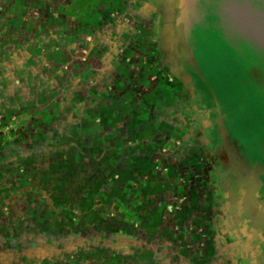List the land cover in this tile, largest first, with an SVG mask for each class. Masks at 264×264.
I'll return each instance as SVG.
<instances>
[{
  "label": "flooded vegetation",
  "instance_id": "flooded-vegetation-1",
  "mask_svg": "<svg viewBox=\"0 0 264 264\" xmlns=\"http://www.w3.org/2000/svg\"><path fill=\"white\" fill-rule=\"evenodd\" d=\"M215 2L216 14L221 17L224 0ZM250 2L253 6H259L258 0ZM161 6V0H110L108 3L109 14L105 23L108 29L104 34L112 35L116 53L130 49L131 46L136 48L138 58L129 92L138 103L125 119L109 127L105 134L110 135H104L103 139L96 138L91 130V134L81 142V152L94 151L97 155L93 162L91 159L86 162L84 159L81 162L77 160V168L73 170L80 171V168L91 167L85 166L86 163L92 164L99 172L95 180L91 179L94 183L89 182L94 188L90 187L88 193L75 189V192L80 193L77 196L78 204L69 205L65 192L68 188L65 186L70 176L64 177V182L56 185L58 188L54 191L60 193L55 197L58 199L54 201V206H64V212L60 214L64 224L57 221V216L52 213L55 209L49 206L42 214L49 223L45 222L46 225L40 226V230L46 227L50 234H54L58 232L56 230L64 229V238L60 240L63 244H59L63 250L58 252L66 256L91 248L107 251L110 255L116 254L123 260L133 259L142 263L264 264V220L253 219L238 201L239 181L231 177L217 154L220 145L218 115L222 116L230 137H233L219 107L206 104L204 94L199 89L200 85H207L194 39L196 26L204 15L200 0L194 14H190L191 24L187 31L188 45L198 70L182 55L176 60L165 53L166 45L161 37L164 27ZM152 7L157 11L152 10ZM222 21L220 26L228 35L223 39L230 47L243 52H246V45L254 47L228 31ZM256 51L264 68V50L257 48ZM246 54L254 57L251 51ZM250 73L257 78V67L251 66ZM115 79L116 76L108 73L102 78L101 85L104 88L116 86L118 84ZM104 92L100 96L103 97ZM77 128L74 131V137L77 138H73L72 133L68 139L60 137L61 142L55 143V149L50 145L55 151H52L55 157L64 156L62 150L56 151L61 146L64 147V154L74 153L70 150L81 139ZM50 130L47 133H53ZM98 130L95 129V132ZM59 133L61 130L57 131L58 136ZM236 144L249 166L264 165L250 164ZM113 148L119 150L105 159L106 152ZM65 161L64 157V167L67 165ZM46 166L45 169H48ZM141 168L151 169L150 174L154 175L153 182L148 186H140L141 183H138ZM46 172H37L40 180L46 179L49 175ZM53 175L55 178L48 177V182L51 179L59 181L56 173ZM260 179L257 200L262 203L264 173ZM114 186L118 189L115 192L120 201L113 202L108 208L100 204L102 200L96 202L100 191L103 190L104 195L106 188ZM127 189L132 193L156 192L157 201L148 204L147 198L144 200L142 195L132 208L128 207V213H131L129 221L132 223L124 226L118 224L115 218L117 208L124 203L121 200ZM147 205H150L148 209ZM88 206L93 208L86 210ZM140 212L151 214L147 222H142ZM154 214L159 216V220L152 218ZM53 245L49 247H55Z\"/></svg>",
  "mask_w": 264,
  "mask_h": 264
},
{
  "label": "rangeland",
  "instance_id": "rangeland-1",
  "mask_svg": "<svg viewBox=\"0 0 264 264\" xmlns=\"http://www.w3.org/2000/svg\"><path fill=\"white\" fill-rule=\"evenodd\" d=\"M109 2L110 0H0V160L8 148L16 145L27 146L38 134L51 129L52 124L45 123H51L57 118L56 113L64 110V92L58 93L57 90L58 86L64 84L63 78L60 79L56 75L53 80H46L44 85L26 84L27 79L34 84L38 77L42 76L39 74L41 69H44V62H58L57 58L41 57L50 51L45 49L50 47L46 46V42L51 39L49 34L51 30L64 27V41L68 45L74 42L75 49H78L77 54L88 53V49L92 48L90 44H93L92 51L98 55L97 52L102 47L109 49L108 46H113L110 42L112 35L104 34L107 28L105 23L109 14ZM194 39L197 57L208 72L209 80L212 78L210 82L219 100L236 108L235 117H230L231 119L228 118L229 121H226L233 139L237 138L243 144L252 138L256 139L264 127L262 108L264 92H255L254 86L240 82V79L245 77V69L243 71L245 62L250 63L254 58L244 53L241 73V70L236 71L233 66L234 52L220 33L208 35L206 31L196 30ZM34 49L40 53L36 54ZM135 49L131 46L130 49L116 53V56L119 55L116 64L124 63L129 73L113 76H116L118 86L119 83L121 85L125 83L122 86L126 87L127 91L132 85L131 77L133 78L134 65L138 58ZM112 50L115 53V47ZM28 65L32 70L30 73ZM20 68L24 70L27 68L25 75L17 73ZM23 78L25 82L21 81ZM16 85L23 88L19 95L14 93ZM56 103L59 106L58 110ZM37 104L38 107H34ZM18 190L21 192L16 194ZM31 198L32 195L27 188L16 189L7 194L1 192L0 199L3 201L0 200V227L3 219L13 224L16 217L27 213ZM111 198H108L106 193L102 195V205L106 208L111 207L110 200H113V197ZM128 209L123 204L117 211L118 214L121 213V217L128 220L127 217H130ZM54 211L62 213L64 208L60 212ZM127 223L131 222L128 220ZM45 264H142V262L116 258L106 251L87 250L73 256H65L63 259H52Z\"/></svg>",
  "mask_w": 264,
  "mask_h": 264
},
{
  "label": "crops",
  "instance_id": "crops-1",
  "mask_svg": "<svg viewBox=\"0 0 264 264\" xmlns=\"http://www.w3.org/2000/svg\"><path fill=\"white\" fill-rule=\"evenodd\" d=\"M51 39L47 40L46 46H50V50L48 52H45L43 56L46 58H57L58 62L51 63L44 62V69H41V73L37 81L32 84V81L27 79L26 84L27 85H44L45 81H51L55 78L56 75L59 76L60 79L63 78L62 86H58V93L64 92V110L58 111L56 113V116H54V120L51 121V123H45L46 124H52L51 129L55 132L61 130V133H59V137L68 139L69 137H72V133L74 136V131L76 127L78 134L87 136L91 134V130L93 131V134L98 135L100 132V136H104L105 133L103 132L104 129L109 131V127L112 125H115L117 121H120L122 119H125L127 114L134 109L137 105V100L135 99L134 95L127 91L122 85L119 83V86H111L110 88H104V85L102 84V78L107 75L108 73L112 74H127L129 71H127L126 66L124 63L121 62L120 65L116 64V51L113 52L114 46H108L109 49H102L97 52L98 55L93 52V44H90L92 48H89L88 53H81L77 54L75 49L76 46L73 43H65L64 41V27L63 28H56L55 30H51ZM58 40H60L58 42ZM56 42V43H55ZM58 42V43H57ZM62 42V44L60 43ZM110 42L112 40L110 39ZM62 45V47H61ZM36 54L40 53L37 51V49H34ZM32 54V53H31ZM60 60H59V58ZM47 60V59H46ZM28 67V72L30 73L32 70H30V65ZM27 71V68L18 69L17 73L19 75H25L24 72ZM102 77V78H101ZM3 78V76H1ZM58 80V79H57ZM56 80V81H57ZM21 81L25 82V79H21ZM24 84V83H19ZM23 88L21 85H16V88H14V93L16 92V95L20 94V90ZM106 91V92H104ZM101 92H104L103 97L100 96ZM63 96V95H62ZM20 98V96H18ZM16 98V97H15ZM57 110L59 109L58 103ZM34 107H38L37 105H34ZM33 107V108H34ZM16 113V111L14 112ZM64 122V123H63ZM48 126V125H47ZM56 127V128H55ZM98 127V128H97ZM95 129H100L97 132H95ZM48 130V129H47ZM47 130H45L47 132ZM50 130V131H52ZM43 131L44 133H46ZM43 132L38 134L35 139L32 140L31 143H29L27 146L21 147L26 148L29 147L31 144H34L38 140H40V136L44 134ZM19 147L12 146V148H8L5 151V156L2 157L0 160V194L1 192L9 193L15 191L16 189H22L27 188V190L32 195V202L30 204V207L28 208L27 213L20 214L18 217H16L13 221V224L10 223L9 220L3 219V224L0 227V264H13L14 261H12V254L13 249H16V252H19L16 254V257L18 259H22L21 261H24L20 264H40V263H47L48 261H51L53 259L49 257L48 253L51 251L47 247H20L17 243L11 244V242L19 240L21 237H32L33 235H30L28 225L31 221L34 219H37V217L41 218L42 216L36 215V212H45L47 211L48 207H53L56 211L60 212L64 206L61 205L59 207L54 206V201H52V198L47 194V192H42V185H38L37 187L33 185V183L29 180H26L25 178L22 179L20 174V167L19 166H12L9 165L7 168L5 165L8 162V159L11 160L13 158L14 153L19 150ZM5 167V169H4ZM152 171L151 169L147 168H141V170L138 172L139 181L138 183L144 186H148L151 182H153V176L150 174ZM14 181V182H13ZM123 184L125 183L122 182ZM115 187V186H114ZM127 188V187H126ZM107 189V191H105ZM104 190V193H106V196L108 195V198L112 199V195L116 190L115 188H106ZM146 190V189H145ZM21 192V191H20ZM19 190L16 191V194L20 193ZM103 192V190H102ZM102 192L100 191L96 198V200H102ZM110 192V193H109ZM15 194V193H14ZM135 194V195H134ZM47 195V196H46ZM144 195V200L147 198L148 204L155 203L156 199V192H135L132 193V191L129 192L127 189L124 191L122 200L124 203L127 204V207L132 208L134 204H136V201H139L140 197ZM137 199H135V198ZM142 199V198H141ZM3 201V199H0ZM42 203L40 205H44V209L40 208V206H36L38 203ZM120 201L119 195L113 197V200H110V202H117ZM102 201H100V204ZM123 203V204H124ZM138 204V203H137ZM113 206V205H112ZM148 206L147 205V209ZM3 208V207H2ZM93 208L92 206H88L86 210H90ZM38 209V210H37ZM37 210V211H36ZM156 210V209H154ZM110 211V210H109ZM148 211V210H147ZM159 210H156L158 212ZM55 213L54 210H52V213ZM61 213H55L56 216H60ZM120 214V215H119ZM117 213V218H115V221L120 224L126 226L128 223V220L121 217V213ZM131 214V213H130ZM140 217L142 222H147L149 219V215H145L144 213L140 212ZM136 215V214H135ZM111 216V215H109ZM138 218V216H135ZM159 216L157 214H154L152 218H156V220H159ZM134 219V217H133ZM132 223V222H131ZM130 223V224H131ZM3 231V234L1 235ZM29 233V234H28ZM11 245L16 247H11ZM31 245V244H30ZM87 251V249H85ZM92 251H96L94 249H90ZM89 250V251H90ZM103 250V249H102ZM104 251V250H103ZM99 252V251H98ZM101 252V251H100ZM107 252V251H106ZM50 254V253H49ZM48 255V256H47ZM69 256V254L67 255ZM113 257H119L116 254L111 255ZM14 259V258H13ZM122 259V258H121ZM133 260V259H130ZM140 262L139 260H133ZM142 264H155L150 262H143Z\"/></svg>",
  "mask_w": 264,
  "mask_h": 264
},
{
  "label": "trees",
  "instance_id": "trees-1",
  "mask_svg": "<svg viewBox=\"0 0 264 264\" xmlns=\"http://www.w3.org/2000/svg\"><path fill=\"white\" fill-rule=\"evenodd\" d=\"M215 1L216 0H209V2L207 3L204 0H200V6L203 8V9H201V11H203L204 15L202 16L201 21L197 24L196 30L206 31L208 35L220 33L222 37H225L228 35L226 32L223 31L224 29L220 26L221 19L216 14V5H215L216 2ZM230 48L234 52L233 53L234 58H232V60L234 61L233 66L236 68V71L241 70V73H242V69H240V67H243L242 64L244 61V53L246 54L247 51H251V53L254 55V57L252 56L254 58V60L252 62H250V63L245 62V67H243V71L245 69V71H244L245 77L243 76L240 79V82L241 83L246 82L248 85L254 86L255 92L263 93L264 92V68L261 66L262 60L260 59V57L256 51L258 47L254 46L251 48L250 45H246V47L244 49V51H246V52L235 51L232 47H230ZM230 53H232V52H230ZM200 65H201L202 73L205 76L206 82H207V85H200L199 86L200 91L203 92V94H204L205 103L210 105L211 107L218 106L220 111L222 112V114L225 116V121H229L231 118L235 117L236 108L230 107L225 102L222 103L219 100V98L217 96V92L212 87V83L210 82V81H212V78H211V80H209L208 72L206 71V69H204L201 62H200ZM253 65L256 66L258 69L257 78H255L250 73V68ZM218 76L221 79L220 75H218ZM225 85H227V84L225 83ZM262 108L264 110V101L262 102ZM228 118H229V120H228ZM237 125H238V123H237ZM261 131H262V133L260 134L259 137H257L256 139L252 138V139L246 141L247 143H244L245 145L243 143H241V141H239L237 138H235L236 142L238 143V145L241 148L242 154L245 156V158L249 161L250 164H252V163H264V127ZM103 132L108 133V131L106 129H104ZM105 135H110V134H105ZM74 136H73V138H77V136L76 137H74ZM78 137L81 138L79 140L80 143L78 142L77 143L78 145L74 144L72 146V150H70V152L73 151L74 153H71L69 155L64 154V147L61 146L56 151L62 150L63 151L62 155H64V156L59 158V156L55 157V154L52 153V151H54V149H55V145H56L55 143H57V141L61 142V139L57 135V132H55V131H53V133H47L46 132V133L42 134L40 136V140H38L34 144H31L29 147L17 150L14 153L13 158L11 160L8 159V162L5 166L7 168L9 167V165L19 166L22 179L25 178L26 180L31 181L33 183V185L36 187L38 185H42L41 191L47 192V194H49V196L52 198V201H56L58 198L56 199L55 197H58L60 194L59 192L54 193V191H56V188H58L56 185L61 184L60 182L63 183L64 177L70 176L68 182H66L67 186H65L66 188H68V190L65 191L67 193L66 198H68L67 202L69 205L78 204L77 203L78 202L77 196H79L80 193L75 192L74 190L79 188L80 190L83 191L81 193H86V192L88 193V190L90 187L94 188L91 186V184H89V182L92 181L91 180L92 178H93V180H95L94 178H96L99 175L98 170H95L92 167V164H89V163H86L85 166H91V167H86L85 169L80 168L81 169L80 171L79 170L76 171L75 169L73 170V168H77V165H75V162L77 160H78V162H81V161H83L82 159H84V162H86L88 159H91V162H93V160H95V157L97 155V153L94 151H85L84 150L81 152L79 150L82 147L81 142H84L85 138L87 136H83V135L81 136L80 134H78ZM95 137L100 138V139L104 138V136L101 137L99 134L95 135ZM51 144L53 145L54 149L50 146ZM56 147H57V145H56ZM118 150H119L118 148H113V150L109 151L108 153L106 152L105 159H108V157L110 155L112 157ZM77 154H78V156H77ZM64 157L66 158L65 164L67 163V165L65 167H64ZM49 161L51 163H49ZM47 163H48V166H46ZM44 166H46V168H48V169H45ZM4 169H5V167H4ZM41 170H43L44 172H46L45 170H47L46 174L49 173V175L44 180H40L38 177L37 172H41ZM64 172H65V174H64ZM53 173L54 174L56 173V176L59 178L58 179L59 181H57V179H56V181L51 179V182H48L47 181L48 177L49 178H55V175L51 176V174H53ZM61 174H62V176H61ZM69 182H70V184H68ZM71 182H73V185ZM92 183H94V181H92ZM93 185H95V184H93ZM59 190L62 191V189H59ZM41 203L42 202L38 203L36 206L37 207L40 206V208L45 210L44 205H40ZM44 213H45L44 211L43 212H36V215H39L42 217L41 218L37 217V219H34L33 221H31L29 223V225H28V228L30 230L29 233L31 232L30 235H33L32 237H28V236L27 237H21L20 236L19 240L11 242V244L17 243L20 247L21 246L22 247H31L32 246V247H38V248L47 247L51 250V251H49L50 254L48 253L50 258H52V257H54L53 259L63 258L66 255L62 252L59 253L58 251H61L60 249L63 250L62 247H59V244H63V241L61 243L60 240H62L61 238H64V235H63L64 229L56 230L58 232H56L54 234H50V232L47 230L46 227L43 229V231L40 230V226L46 225L45 222L49 223V221L43 217L42 214H44ZM61 215H60L61 218L59 216H57V219H58L57 221L62 222V225H63L64 219ZM40 224H43V225H40ZM89 240L91 241L92 239H89ZM52 243L54 244L53 246H55V247H49L50 245H52ZM84 244L86 246H90L89 243H84ZM85 245H83L82 247H84ZM11 247H14V246L11 245ZM82 247H79V248H82ZM13 250H14L13 253L11 252L12 261L15 260L13 264L23 263L24 261H21L22 260L21 258L18 259L16 257V259H15L16 254H18L19 252H16V249H13ZM55 251H57L58 253L54 254Z\"/></svg>",
  "mask_w": 264,
  "mask_h": 264
},
{
  "label": "water",
  "instance_id": "water-1",
  "mask_svg": "<svg viewBox=\"0 0 264 264\" xmlns=\"http://www.w3.org/2000/svg\"><path fill=\"white\" fill-rule=\"evenodd\" d=\"M160 13L164 15L161 37L166 45L165 53L176 60L182 55L196 70L197 65L188 45L187 31L191 24L190 14H194L199 0H161ZM253 6L250 0H224L221 20L225 28L240 39L264 50V0ZM152 10L157 11L154 7ZM218 135L220 145L217 154L227 167L232 178L240 184L239 203L243 204L249 216L264 220V202L257 200V190L261 186L260 175L264 165L249 166L239 153L236 141L230 137L222 116L218 115Z\"/></svg>",
  "mask_w": 264,
  "mask_h": 264
}]
</instances>
